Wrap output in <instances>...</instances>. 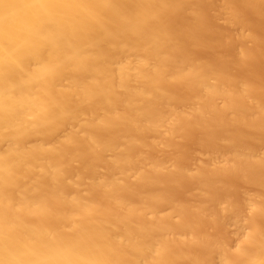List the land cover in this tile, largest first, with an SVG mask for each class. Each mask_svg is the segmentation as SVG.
<instances>
[{"label":"bare ground","instance_id":"bare-ground-1","mask_svg":"<svg viewBox=\"0 0 264 264\" xmlns=\"http://www.w3.org/2000/svg\"><path fill=\"white\" fill-rule=\"evenodd\" d=\"M0 264H264V0H0Z\"/></svg>","mask_w":264,"mask_h":264}]
</instances>
